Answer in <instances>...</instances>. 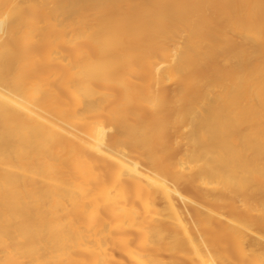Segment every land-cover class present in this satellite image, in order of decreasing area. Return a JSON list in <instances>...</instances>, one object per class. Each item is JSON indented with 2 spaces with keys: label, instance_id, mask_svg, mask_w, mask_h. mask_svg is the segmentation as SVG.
<instances>
[{
  "label": "bare ground",
  "instance_id": "obj_1",
  "mask_svg": "<svg viewBox=\"0 0 264 264\" xmlns=\"http://www.w3.org/2000/svg\"><path fill=\"white\" fill-rule=\"evenodd\" d=\"M166 251L264 264V0H0V264Z\"/></svg>",
  "mask_w": 264,
  "mask_h": 264
},
{
  "label": "rangeland",
  "instance_id": "obj_2",
  "mask_svg": "<svg viewBox=\"0 0 264 264\" xmlns=\"http://www.w3.org/2000/svg\"><path fill=\"white\" fill-rule=\"evenodd\" d=\"M174 89H176V85H169L168 87V92H173ZM143 118L149 117L148 114L142 115ZM173 140L174 138L171 137ZM146 161L144 158H140L139 160V165L145 166ZM178 191L183 194L184 196L188 197L189 199L196 200L199 202V198H195L194 192L191 188L187 187L184 184H179L177 186ZM174 202L176 204V208L179 210V216L180 220L177 219V217L172 216L169 219H167V224L164 226V229L162 233H160L159 237L157 238L158 241H161L163 244H167L169 242L173 241H185L184 239V232L181 224L186 225V229L188 233L192 236L195 237L197 234L202 233L204 234L205 231H197L196 226L194 224L196 213L192 210V204L191 203H183L178 197H174ZM208 203L206 204V206ZM156 207L159 210H164L166 207V202L163 199H158L156 202ZM215 228H217V225H215ZM136 243H140L141 246L137 248V251L139 253H143L146 250V241L144 238H142L140 235L137 233L132 234V248L135 246ZM116 255H119L117 251H114ZM162 258H164L165 262L167 264H199V262L196 259H190L188 256L182 255V253L176 252V251H166L163 255Z\"/></svg>",
  "mask_w": 264,
  "mask_h": 264
}]
</instances>
